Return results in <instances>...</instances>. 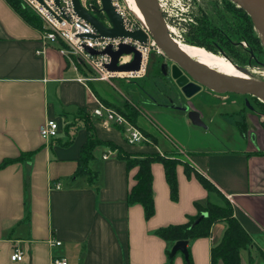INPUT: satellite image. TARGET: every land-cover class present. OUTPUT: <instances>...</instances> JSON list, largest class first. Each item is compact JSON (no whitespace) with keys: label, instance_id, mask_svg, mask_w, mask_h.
<instances>
[{"label":"crops","instance_id":"crops-1","mask_svg":"<svg viewBox=\"0 0 264 264\" xmlns=\"http://www.w3.org/2000/svg\"><path fill=\"white\" fill-rule=\"evenodd\" d=\"M62 45L44 43L41 29L0 0V162L33 152L30 159L0 169V264H52L55 256L68 264H168L166 250L174 242L162 240L154 231L197 215L195 202L223 205L225 200L253 241L241 251L240 264H264V155L254 154L264 151L263 118L252 119L254 129L246 130L247 136L254 133L255 144L246 143L240 150L178 148L193 171L188 177L184 167L176 166V201L169 196L164 168L152 164L155 214L145 219L141 205L126 201L136 168L127 170L117 151L103 159L111 148L97 145L89 162L96 179L74 176L85 130H78L73 142L63 145L68 134L61 119L75 117L77 108L90 111L103 103L95 82H107L78 81L85 70L74 68ZM93 118L103 140H113L134 153L173 156L162 152L158 139L144 129L154 141L131 145L114 124ZM49 119L59 122L60 131L45 141L39 127ZM197 173L217 191L207 192ZM224 229L225 224L215 222L209 236L188 241L193 264H210L209 251ZM50 239L60 244L52 245ZM16 247L24 253L20 262L10 258ZM184 260L177 252L172 264Z\"/></svg>","mask_w":264,"mask_h":264},{"label":"trees","instance_id":"trees-1","mask_svg":"<svg viewBox=\"0 0 264 264\" xmlns=\"http://www.w3.org/2000/svg\"><path fill=\"white\" fill-rule=\"evenodd\" d=\"M6 1L29 25L39 29L43 27L41 18L36 12H33L28 6H26L22 0ZM158 1L162 8V0ZM223 7L224 15L227 17L226 13H228L230 15V21L221 22L220 19L222 18H220V12L216 10L215 7H213L214 13L209 14L201 4H198L197 8H193L191 11L190 20L187 21L188 23L186 22L187 33L184 34L185 36L181 35L182 38H177L172 35L175 26L168 23L165 19V23L168 25V32L171 37H174L178 42H182L187 47L200 48L219 55H221L222 52L219 53L218 49L213 48L211 45V47L208 46L209 44L214 43L220 44L221 46L224 45L227 50V53L224 54L234 65L250 69L252 66L257 65L260 57L264 53L261 39L255 32L250 17L242 8L237 7L230 0H224ZM95 15L102 20L103 15L101 13L96 12ZM241 41L246 43V48H243V51L238 49L242 48L240 45ZM233 42L236 43L235 46ZM62 46L65 47L66 45L64 44ZM241 96H248L252 100L254 99L264 108V103L259 101L256 97H251L249 95ZM102 100L104 101V99ZM76 112V116L72 122H60L62 123L65 134H68V139L63 145L73 142L72 139L78 130H85V142L82 144L79 152L80 156L77 159L74 176L84 175L90 182H93L96 179L97 172L90 169L89 162L93 159L92 151L94 148L97 145H102L116 150L118 154L117 157L124 161L127 170L136 168L134 184L126 193V201L128 205H141L145 219H149L155 214L151 168V165L154 162L161 163L162 168H164L165 181L169 187V196L174 201L178 199L176 166L181 165L184 167L185 173L189 177L193 170L189 167L187 162H182L173 156L165 157L156 152L134 153L127 151L113 140H103L97 135L91 113L88 109L80 107L77 108ZM121 113L126 114L132 121H135L139 114L135 108L133 109L128 106H125V109H123ZM261 114L264 115V110ZM114 126L122 132V127ZM32 154L33 152H23L16 158L9 157L4 159L0 162V169L8 166L10 163L30 159ZM254 154L264 155V151L258 150L255 151ZM195 176L207 192L217 191L215 186L205 177L199 173L195 174ZM194 205L196 210H198L197 215L188 216L187 221L183 224H170L168 226L159 227L154 231V234L169 243H175L178 240L191 241L198 239L199 237L209 236L214 223L222 222L225 224V229L221 236V240L214 244L209 251L210 264H218L219 262L222 264H240L241 251H243V249H249L253 244V241L252 237L249 236L244 227L241 226L235 218L229 201L225 200L223 205L211 202H207L205 205L195 202ZM202 212H205L206 216L200 218L198 222L194 223ZM169 252L170 249H167L166 254L168 256V264H172L175 255L170 256ZM184 264H193L190 254L188 258L184 260Z\"/></svg>","mask_w":264,"mask_h":264},{"label":"rangeland","instance_id":"rangeland-1","mask_svg":"<svg viewBox=\"0 0 264 264\" xmlns=\"http://www.w3.org/2000/svg\"><path fill=\"white\" fill-rule=\"evenodd\" d=\"M198 4H201L209 14L214 13L213 7H215L220 12L221 22L230 21V15L228 13H226L227 17L224 15V0H162V8H159L163 16L168 23L175 26L172 35L177 38L181 35L185 36L191 11L197 8ZM102 19L104 21L105 17ZM135 22L138 23L136 20ZM240 43L242 48L246 46L244 41ZM242 48L238 49L243 51ZM163 58L162 52L151 48L147 68L142 76L110 78L105 81L107 83L95 82L97 90L105 98L103 104L115 107L120 113L125 106L135 108L139 112L135 121L126 114H121L139 127L149 141H154L150 137L154 135L162 152L172 154L182 162L187 157L178 148L186 151L198 149L226 151L240 150L246 146V143L255 144L254 133L247 136L246 130L254 129L255 124L251 121L254 118L262 117L261 122L264 126V115L261 114L264 108L260 104L248 96L219 94L203 89L195 93L187 102L189 109L194 108L201 114V120L205 124V127L195 126L188 122L187 112L168 107L171 104L177 105L178 100L171 94L172 89L168 81L160 74L158 65L163 62ZM249 70H252L254 77L264 79V53L257 65ZM246 101L250 107H246ZM73 119L74 115H68L67 119H61V122H72ZM95 121L93 118L94 123Z\"/></svg>","mask_w":264,"mask_h":264},{"label":"water","instance_id":"water-1","mask_svg":"<svg viewBox=\"0 0 264 264\" xmlns=\"http://www.w3.org/2000/svg\"><path fill=\"white\" fill-rule=\"evenodd\" d=\"M230 1L248 14L253 23L254 30L260 38L264 37V0ZM54 2L58 7L59 0H54ZM136 2L143 12L145 22L148 25L147 30L141 27H137L135 30H127L123 24L122 17L112 6L111 0H101V8H97L93 5L91 7L92 12L85 10L80 0H72V6L75 13L93 27L96 32L92 35L93 37L127 38L142 44H147L149 38H151L157 49L163 53L164 57L172 62L170 76L175 81L178 88V97L183 95L185 98L189 99L204 87L207 90L219 94L232 93L236 95L254 96L264 103V80L259 78L244 79L240 76H230L200 65L197 61L191 59L183 52L170 36L168 25L165 23V18L159 8L158 0H136ZM93 11L103 12L112 26L104 25ZM87 51L90 54H108L111 60L105 65L107 70L116 72H137V70L140 69L141 53L131 44L121 43L116 50H113L111 45H109L105 50L100 52L95 49H87ZM122 55H132V59L127 63L119 65L118 59ZM221 56L228 59L224 53L221 54ZM160 67L163 70L165 64L162 63ZM235 68L241 73L248 74L249 72L247 68L239 65H235ZM188 77L191 80H188ZM169 101H172V99H169ZM246 105L248 106L247 101ZM168 107L187 112V117L191 124L205 127V124L201 120L200 113L197 110L189 109L187 103L181 101L178 102L177 105L171 104L168 105ZM204 216H206V213L202 212L194 223L198 222L199 219ZM187 243L188 240L176 241L170 248V256L179 252L183 254L184 259H187L189 256Z\"/></svg>","mask_w":264,"mask_h":264},{"label":"built area","instance_id":"built-area-1","mask_svg":"<svg viewBox=\"0 0 264 264\" xmlns=\"http://www.w3.org/2000/svg\"><path fill=\"white\" fill-rule=\"evenodd\" d=\"M22 1L33 12H36L42 20L43 27L41 28V40L44 43L62 42L65 44L66 46L64 47L63 52L71 59L74 68L80 66L85 70V75L77 79L83 83L94 80L108 81L110 78H122L125 76L131 78L140 77L146 71L147 59L151 48H156V50H158L151 38H149L147 44H142L138 41H132L127 38L93 37L92 35L96 33L95 30L89 25V23L75 13L72 6V0H59L58 7L55 5L54 0ZM80 3L85 10L90 12H92L91 7L93 5L97 8H101V0H80ZM111 3L114 9L122 17L123 24L127 30H135L137 27L143 28L141 24L135 22L132 15L124 8L123 0H111ZM99 13L103 15V18L105 17L103 12ZM102 20L100 19L104 25L112 26L106 17L104 21ZM121 43L131 44L141 53L140 69L137 70V72H116L107 70L105 65L111 60V57L108 54H90L87 51V49H95L100 52L105 50L109 45H111L113 50H116ZM37 52L39 53L42 51ZM131 59L132 55H122L118 59V64L122 65V63H127ZM89 112L91 113V116H96L104 125L114 124L122 127L124 138L129 144L151 143V141L144 137L139 127L133 125L130 120L111 106L108 107L99 102L98 105ZM59 126L57 120H47L39 127L41 138L46 141L57 137L60 131ZM114 151L116 152L114 149L108 150L103 154L102 158L107 159L110 156V153H113ZM55 186L59 187L57 184H55ZM49 242L52 245L60 244L58 241L54 242L51 239ZM261 252L264 254V248H262ZM23 255V250L16 247L10 255L11 261H22ZM52 264H68V262L65 258L55 256L52 258Z\"/></svg>","mask_w":264,"mask_h":264},{"label":"flooded vegetation","instance_id":"flooded-vegetation-1","mask_svg":"<svg viewBox=\"0 0 264 264\" xmlns=\"http://www.w3.org/2000/svg\"><path fill=\"white\" fill-rule=\"evenodd\" d=\"M256 32V31H255ZM170 34V33H169ZM259 36V35H258ZM173 40L176 42V43H180L184 48L186 49H189L190 51H187L185 52L191 59H195L197 60L199 63H201L202 65H205L208 69H212V70H215V71H218L220 73H224V74H227V75H230V76H240L244 79H252V78H259V77H254L252 75V70H249L248 74L246 73H241L240 71H237L236 68H235V65L228 59L222 57L221 55L217 54V53H211L209 51H205L203 49H200V48H190V47H187L186 45H184L182 42H178L174 37H172ZM234 46H235V42H233ZM215 49H218L219 53L222 52L223 53H227V50L226 48L223 46H221L220 44H209L208 47H211V46ZM246 48V46L244 47V49ZM201 50V51H204L206 53H209L211 55H213L214 57L210 56V55H206L204 54L203 52H198V51H191V50ZM243 48L241 50H244ZM164 63L165 64V68L162 70L160 65ZM172 65V62L164 57L163 58V62H161L158 67L160 69V74L161 76L164 78V80H167L168 81V85L170 86V88L172 89V92L171 94L174 95V97L177 98L178 102H185L187 103L189 101V99L185 98L183 95H180V97H178L177 95V91H178V88L175 84V81L171 78L170 76V70H171V66ZM251 69V68H250ZM184 73V72H183ZM261 79V78H259ZM188 80H191L189 77H188ZM264 80V79H262ZM203 89H206L204 87H202V89L200 91H202Z\"/></svg>","mask_w":264,"mask_h":264},{"label":"bare ground","instance_id":"bare-ground-1","mask_svg":"<svg viewBox=\"0 0 264 264\" xmlns=\"http://www.w3.org/2000/svg\"><path fill=\"white\" fill-rule=\"evenodd\" d=\"M129 3V4H128ZM123 4H124V8L126 10H128V12L132 15V17L134 18V20H137L139 24L142 25V27L147 30L148 29V25L145 22V18L143 16V12L142 10L139 8L138 3L136 2V0H123ZM257 33V32H256ZM258 35V34H257ZM262 45L264 47V37L260 38ZM176 43V42H175ZM183 52H187L190 51L189 49L184 48L180 43H176ZM191 51H198V52H203L206 55H210L212 57H214L213 55L206 53L204 51L201 50H191ZM150 54L148 55V59H149ZM147 59V60H148ZM195 60V59H194ZM197 61V60H195ZM198 62V61H197ZM199 63V62H198ZM200 65H202L201 63H199ZM204 67H206L205 65H203ZM207 68V67H206ZM208 69V68H207Z\"/></svg>","mask_w":264,"mask_h":264}]
</instances>
